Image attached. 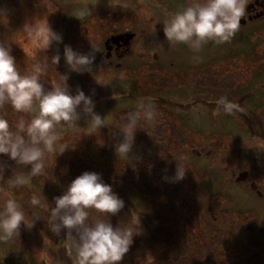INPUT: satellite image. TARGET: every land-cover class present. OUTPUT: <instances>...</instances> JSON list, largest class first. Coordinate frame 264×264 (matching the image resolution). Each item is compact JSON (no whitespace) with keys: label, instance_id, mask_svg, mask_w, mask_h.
<instances>
[{"label":"rangeland","instance_id":"rangeland-1","mask_svg":"<svg viewBox=\"0 0 264 264\" xmlns=\"http://www.w3.org/2000/svg\"><path fill=\"white\" fill-rule=\"evenodd\" d=\"M112 2L0 0V40L8 41L21 71L34 47L24 25L46 16L62 42L37 51L50 65L41 82L50 89L52 75L68 73L69 90L91 96L106 124L80 134L88 120L81 114L75 124L57 126V150L66 148L49 157L55 159L49 179L32 177L14 190L26 216L39 219L31 228L22 222L18 238L0 240V264H75L64 231L57 236L48 225L54 198L83 171L100 173L124 201L117 213L106 214L114 227L139 217L140 234L118 264H264V17L240 24L227 43L209 40L193 52L168 42L163 32L164 20L189 0ZM85 8L88 14L81 16ZM126 31L138 36L133 55L103 60L105 38ZM65 45L94 54L91 71H71ZM57 51L60 63L51 65ZM222 97L233 103L231 113L220 105ZM141 101L152 102L156 120L141 122L127 157L115 146L123 138V119ZM36 114L7 107L10 122ZM0 160L8 165L3 188L16 165L6 154ZM178 165L185 167L184 178L172 182ZM242 171L247 177L237 180ZM33 194L45 196L49 207L32 206ZM4 199L0 192V206ZM98 216L90 210V219Z\"/></svg>","mask_w":264,"mask_h":264},{"label":"clouds","instance_id":"clouds-1","mask_svg":"<svg viewBox=\"0 0 264 264\" xmlns=\"http://www.w3.org/2000/svg\"><path fill=\"white\" fill-rule=\"evenodd\" d=\"M115 4H120L119 0ZM247 4L248 0H189L164 20V36L168 42L188 45L193 52H199L209 40L217 44L227 43L239 30ZM87 14V8L80 12L81 16ZM23 32L34 45L33 55L23 71L12 55L8 41L0 40V154H6L16 165L7 177L5 186L0 188L5 197L0 206L2 241L18 238L22 222L26 228H31L39 219L26 216L24 206L14 195V190L32 177L49 179L47 168L50 163L53 168L55 163V159L50 162L49 157L55 158L57 153L66 148L64 146L57 150L62 140L56 131L57 126H71L80 119L81 114L86 115L88 120L86 127H80V134L96 133L101 126L106 125L105 118L94 110L91 96L82 89H77L75 94L69 90L68 73L52 75L50 89H45L41 82L50 65L47 57L37 58V51L47 50L53 42H62L61 34L53 30L46 16L39 22L26 23ZM63 59L71 71L83 72L91 71L95 56L65 45ZM60 60L61 55L57 51L51 57V65H58ZM219 103L225 112L231 113L234 105L227 97H222ZM8 106L15 113L37 114L30 120L20 115L16 121L10 122L7 117ZM156 116L152 102L141 101L138 109L127 115L120 128L123 138L115 146L117 153L128 157L141 122L153 123ZM6 167L7 163L0 160V178L5 177ZM24 167L28 168L27 174L20 171ZM184 175L185 167L178 165L172 182L182 180ZM54 200L48 226L57 236L64 231L69 253L75 252V264H118L129 251L134 236L140 234L139 217L115 227L106 218V214H115L123 208L124 201L98 172L83 171ZM30 204L49 207L45 196L42 198L37 194L31 196ZM92 209L100 216L90 219Z\"/></svg>","mask_w":264,"mask_h":264},{"label":"flooded vegetation","instance_id":"flooded-vegetation-1","mask_svg":"<svg viewBox=\"0 0 264 264\" xmlns=\"http://www.w3.org/2000/svg\"><path fill=\"white\" fill-rule=\"evenodd\" d=\"M254 0L250 3H253ZM256 15V17H254ZM246 22L244 24H247L248 22L256 23L257 19H261L264 17V0H257L256 5L251 8L248 12H246ZM251 18V19H248ZM128 53L127 50L124 49V47H115V46H108L107 49H104L100 52V56L103 60H109L110 63H112V59L116 58L117 60H121L126 54ZM111 59V61H110ZM118 64V63H117ZM120 64V62H119ZM254 187V186H253Z\"/></svg>","mask_w":264,"mask_h":264},{"label":"bare ground","instance_id":"bare-ground-1","mask_svg":"<svg viewBox=\"0 0 264 264\" xmlns=\"http://www.w3.org/2000/svg\"><path fill=\"white\" fill-rule=\"evenodd\" d=\"M248 5V4H247ZM247 12V11H246ZM37 17V16H36ZM241 20H244L245 22H246V17H242L241 18ZM49 21V20H48ZM244 22V23H245ZM49 23V22H48ZM244 23H242V22H240V24H244ZM51 27H53V22H52V24H51ZM53 30H55L54 28H53ZM125 33H129V34H132V36H131V39L129 40V41H123V40H121V39H114V41H112L111 40V37L112 36H115V35H123L122 33H119V34H115V35H110V36H108L107 38H105V40L103 41V46H104V49H107V47L108 46H115V47H124V49L125 50H127L128 51V53L124 56V58H126V57H129V56H132L133 54H132V42L135 40V39H137L138 38V36H137V33L136 32H134V31H126ZM123 39H124V37H122ZM107 47H106V46Z\"/></svg>","mask_w":264,"mask_h":264},{"label":"water","instance_id":"water-1","mask_svg":"<svg viewBox=\"0 0 264 264\" xmlns=\"http://www.w3.org/2000/svg\"><path fill=\"white\" fill-rule=\"evenodd\" d=\"M256 2L257 0H254L253 3H250L247 5V9L246 11L248 12L251 8H253L255 5H256ZM256 17V15L254 16ZM248 19H251V18H248ZM240 22L244 23L245 21L244 20H241ZM131 36L132 34H129V33H123V35H115V36H112L111 37V40L114 41V39H121L123 41H129L131 39ZM124 37V39L122 38ZM106 46V45H105ZM107 47V46H106ZM247 172L246 171H242L239 175H238V178L237 180H244L246 177H247Z\"/></svg>","mask_w":264,"mask_h":264},{"label":"trees","instance_id":"trees-1","mask_svg":"<svg viewBox=\"0 0 264 264\" xmlns=\"http://www.w3.org/2000/svg\"><path fill=\"white\" fill-rule=\"evenodd\" d=\"M119 117H121V116H119ZM124 117H126V116H124ZM119 120H122V118H119ZM123 120H126V119H123ZM123 123H125V122L123 121ZM111 219H112V216H111Z\"/></svg>","mask_w":264,"mask_h":264}]
</instances>
